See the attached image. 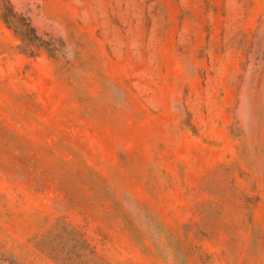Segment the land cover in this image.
<instances>
[{"label": "rangeland", "instance_id": "rangeland-1", "mask_svg": "<svg viewBox=\"0 0 264 264\" xmlns=\"http://www.w3.org/2000/svg\"><path fill=\"white\" fill-rule=\"evenodd\" d=\"M0 264H264V0H0Z\"/></svg>", "mask_w": 264, "mask_h": 264}, {"label": "trees", "instance_id": "trees-1", "mask_svg": "<svg viewBox=\"0 0 264 264\" xmlns=\"http://www.w3.org/2000/svg\"><path fill=\"white\" fill-rule=\"evenodd\" d=\"M3 19L20 35L23 41L22 51L33 54L34 47L37 49L45 47V42L37 35L30 19L16 14L9 3L4 9Z\"/></svg>", "mask_w": 264, "mask_h": 264}]
</instances>
